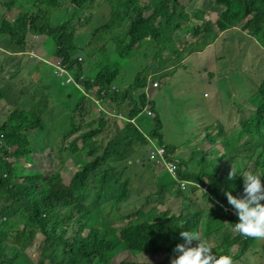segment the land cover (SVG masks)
Instances as JSON below:
<instances>
[{
  "label": "trees",
  "instance_id": "obj_1",
  "mask_svg": "<svg viewBox=\"0 0 264 264\" xmlns=\"http://www.w3.org/2000/svg\"><path fill=\"white\" fill-rule=\"evenodd\" d=\"M103 1L109 11L104 25L105 28H111V35L113 34L108 43L116 44L110 51L106 46L98 49L102 59L93 67L94 72L89 74L84 72L87 68L86 58L78 60L76 55L85 50L82 47L85 35L96 37L97 40L102 37V32L98 30L94 34L86 31L82 28L86 23L81 25L80 29H72L70 20L51 23L52 13L61 7L59 0H35L31 8L20 11L12 21L3 19L0 22V36H7L18 47L26 44L27 36L28 40L33 42L32 34L47 38L53 45L60 64L81 83L84 92H81V96L74 103L69 115V127L65 128L67 133H76V136L60 150L83 152L87 156L75 162L74 173L69 183L65 184L61 178L60 162H38L35 158L32 149L38 139L35 131H40V147L50 143L45 142L44 136L52 135L51 131H43L45 120L40 113L25 108H14L0 122V264H171L167 258H175L174 247L178 243H184L179 234L182 231L200 235V239L211 245L217 256L227 255L232 258L234 264H245L240 260L252 249L255 239L245 238L234 230L231 236L223 234L219 241L210 244L212 232L222 224L218 218L219 212L215 213L214 209H210L208 216L213 222L210 224L200 221L202 227L201 231H198L200 211L190 210V205H186L187 212L183 213V209L177 214L169 206L166 193L174 192L176 196L183 194L185 199L192 202L191 195L186 192L188 188H180V180L199 181L204 176L217 178L215 170L210 171V166H217L221 157L229 156L239 144L250 151L246 154L239 153L242 161H237V165L228 166L229 170L233 167L237 171L234 179H228V192L237 198L243 196V178L238 172L249 160L262 166L261 182L264 185V78L257 85H251V82L242 83V88L245 87L249 93L245 102L250 104L247 106L244 102L246 106L242 110L235 133L238 132V136L246 138L234 144L230 140L235 137L229 134L225 136L221 123L214 132L207 131L205 134V138L210 139L211 143L225 145L224 152L215 161L210 159L212 155L217 156V149L212 146L199 153L200 157L197 159H193L192 153L188 156L178 155L176 176L162 167L157 171V168L153 169L152 166L153 179L150 183L156 188L147 192L145 203L136 209L132 206L133 200L137 198L131 197L134 184L130 176L123 177L120 170L106 175L111 169V159H116L119 164L124 157L123 153L115 154L111 146H105L99 152V145H88L106 122L100 118L92 129L82 134L77 133L84 122L85 104L89 103L85 93H91L94 89L95 98L101 101L109 99L119 112V106L125 103L129 108L127 107L123 115L129 119L140 113L146 103L154 111L153 128L148 137L133 124H126L125 138L128 149L135 148L134 153L137 154L142 147L147 148L148 139L152 137L156 139L157 145H165L167 153L174 155L176 146L164 142L160 133V116L154 109V104L147 100L145 87L151 78L146 74L147 70L145 73H136L125 90L111 89L112 85H117L115 80L121 73L123 62L145 41L152 39L158 42L161 50L169 48L166 54L157 58L156 70L161 75H168L183 63H180V60L186 55L194 54L197 50L203 51L213 43L217 36L212 34L213 27L218 30L217 34L234 32L239 40H253L264 48V0H203L198 7H191L193 0ZM14 2L15 0H10L5 5L10 7ZM69 2L73 4L74 11L78 12L92 9L95 0ZM211 5L218 8L213 21L206 18V9ZM167 25L169 31L180 27L184 34H189V39L180 48L170 37L158 39ZM123 28H126V33L124 38L120 39L117 31ZM235 28L236 31H232ZM222 40L225 41V36ZM76 47L80 50L77 53ZM213 56L210 53L205 57L210 59ZM221 57H224L222 52L215 60ZM244 76L247 77L246 74ZM154 79L156 78L151 81ZM134 92L138 93L134 95ZM2 95L0 87V97ZM67 97H70V94ZM101 113L103 117L105 112ZM216 118L218 121V115ZM86 123L90 126V122ZM78 139H81V146L76 143ZM212 150L215 152L212 153ZM147 153L148 148L138 157L140 163L143 161V165H147L144 163ZM134 162L135 160L132 161ZM149 171L148 166L147 172ZM142 177L143 175H138L137 181H144ZM95 181L99 183V187L90 196L88 189ZM109 185L111 187H108ZM109 188L111 190L107 191ZM153 196L156 201L150 202ZM261 203H264V200ZM163 205L166 208L160 207ZM128 206L129 210H126ZM229 221L235 225L238 218H229ZM258 242L264 256V240ZM198 244L199 241L193 240L190 246L196 247ZM30 248L31 255L28 251ZM119 250L141 256H165L166 260H142L134 259V256L117 259V256H120L119 253L117 255Z\"/></svg>",
  "mask_w": 264,
  "mask_h": 264
},
{
  "label": "rangeland",
  "instance_id": "obj_2",
  "mask_svg": "<svg viewBox=\"0 0 264 264\" xmlns=\"http://www.w3.org/2000/svg\"><path fill=\"white\" fill-rule=\"evenodd\" d=\"M9 1L0 0V22L3 19L12 21L20 11L31 8L35 3V0H15L10 7H6L5 3ZM59 1L61 7L52 13L50 17L51 23H62L70 20V27L72 29H80L81 25L86 23L87 25L82 27L86 31L94 34L98 30L100 33L102 32V37L97 40H95L96 37L93 38L85 35L84 38L86 39L82 43V47L85 50L76 55L78 60L79 58L81 60H84V57L86 58L85 64L87 68L84 72L86 74L92 73L94 72L92 70L93 67L102 59V54L98 49L106 46L110 51L114 49L116 44L108 43L113 35H111L112 29L105 28L104 25L108 18V6L103 0H95L92 9L75 12V8L69 0ZM202 2L203 0H193L191 7L201 6ZM217 11L218 8L211 5L206 9V18L213 21ZM168 27V25L164 27L158 39L170 37L176 46L179 48L183 46L189 39V34H184L180 27L170 31ZM232 31H236V28L232 29ZM217 32L218 30L213 27L212 34H214V37L217 35L213 39V46L211 44L203 51L197 50L194 51V54L186 55V57L180 60V63L183 62V65H178L176 69L165 76L161 75L160 72H156L158 67L157 58L166 54L169 48L161 50L158 42L149 39L141 47L135 49L132 55L123 62L121 73L115 80L116 86H119L116 90L123 91L132 82L136 73H145L147 70L146 74L154 75L153 77L156 78L154 80L158 82V85L156 87H149L148 85L145 89L147 100L154 104V109L160 116V133L163 136L164 142L176 146L177 155L174 154V158L178 155L188 156L189 153H192L193 159H197L200 157L199 153H203L208 146L212 147L214 145V148H217L218 154L221 155L224 152L225 145L218 142L211 143L210 139L205 138L206 132H214L221 126L220 123L223 124L226 134L232 132L237 127V123L243 113L242 110L246 106L245 97L249 94L245 87L242 88V83L251 82V85H257L264 78L263 47L259 44L257 45L253 40H239L238 36H235L237 34L234 32H228L223 35L217 34ZM125 33L126 28L117 31L120 39L124 38ZM223 36H225V41L222 40ZM34 39L31 42L27 38L26 44L18 47L7 36H0V87L3 94L0 97V122L14 108H25L40 113L45 120V129L43 131H51L52 135L51 137L45 135V142L50 143L44 145V147H40L38 141L40 131H35L38 134L36 136L38 139L32 145L35 158L38 162H42L43 160L54 163L60 162L61 178L65 184H68L74 173L75 162L79 158H87L83 152L73 153L60 150L76 136V133H67V129L65 130V128L69 127L68 121L71 109L81 96V92L76 87L65 84L64 77L57 76L53 72L54 67L52 65H47L43 61H37L39 60L38 57L40 59L45 58L44 55L46 56L48 49L44 47V42L41 43L44 37L34 35ZM49 44L51 46L50 42ZM222 46L224 50L221 51ZM1 49L4 51H1ZM32 50L34 51L32 52ZM78 51L80 50L76 47L75 52L77 53ZM221 52L224 54V57L215 60L216 56L220 55ZM210 53L214 55V61L213 58L208 59L205 57ZM49 58L54 59V56ZM205 62L207 63L203 65ZM152 76L149 80L150 83H152ZM93 93L94 89L91 93H87L90 98L86 97V101L89 103L85 104L84 122L81 123V130H79L77 135L92 129L100 118L106 122L101 131L91 138L88 145H99V152L102 151L103 147L111 146L115 154L120 155L123 153L124 157L119 164L116 159L109 160L111 169L106 172V175L120 170L123 177L130 176L134 184L131 197L137 198L135 201L133 200L132 206L136 209L145 203L147 192L155 190V185L150 183V180L153 179L151 177V170L153 166V169L157 168V171H159L160 164L156 158H149L146 155L144 163L146 162L150 170L147 172L148 166L141 164L143 161L140 163V159H138L147 148L142 147L137 154L134 153L135 148L130 147L128 149L127 139L125 138L127 136L125 128L127 121L123 118V114L129 107L125 103H122L118 108L121 111L119 112L113 107L109 99L104 101L92 100L94 98ZM137 93L134 92V95ZM68 94H70V97H67ZM71 99L74 101H71ZM246 104L248 106L250 103ZM101 111L105 112L103 117H101ZM216 115L219 117L218 121ZM151 116H147L145 111H142L135 118L136 127L143 135H148L153 128ZM86 122H90V126H87ZM118 133L119 135H117ZM33 134L35 135L34 132ZM235 134L236 136H233L235 138L230 140L234 144H238L246 138L245 136H238V132ZM209 142L211 143L210 145L208 144ZM76 143L78 146H81V139H78ZM212 151V153L215 152L214 150ZM248 151L250 150L238 145L236 149L231 151L229 157H222V167L225 168V165L231 160L236 161L237 158L240 159L238 157L239 153L246 154ZM133 160H135L134 163H132ZM237 161L238 163L241 162ZM45 164L47 165V163ZM242 170V175L248 171L261 174L262 166L256 162L249 161V164ZM136 174L137 176L143 175L144 181H137ZM98 187L99 183L97 181L90 185L88 189L90 196L94 194ZM108 187L111 186L109 185ZM110 190L111 188L107 189V191ZM171 194L174 195V193ZM166 196L169 197V206L172 210L176 211L182 200L179 199V201L174 196ZM150 199V202L156 201L155 196ZM200 202L204 203L203 201ZM130 206L126 210H129ZM191 206L193 209H197L195 203H192ZM160 207L166 208L164 205ZM221 236L222 234L218 233L215 237L220 239ZM215 241V238L210 239V243H215ZM256 246L246 256H243L240 261L245 264H264V256H262L261 249L258 244ZM31 248L28 250L30 255L32 253ZM118 253L120 256H117V259L134 256V259H153L162 262L166 260L165 256L160 255L140 256L138 254H128V252L121 250L117 252V255H119ZM167 260L171 262L168 258Z\"/></svg>",
  "mask_w": 264,
  "mask_h": 264
},
{
  "label": "clouds",
  "instance_id": "obj_3",
  "mask_svg": "<svg viewBox=\"0 0 264 264\" xmlns=\"http://www.w3.org/2000/svg\"><path fill=\"white\" fill-rule=\"evenodd\" d=\"M218 12V11H217ZM217 12L215 13L217 15ZM34 35L32 34L31 38H34ZM28 38V36H27ZM35 40V39H34ZM27 41V39H26ZM44 42V47L47 50L45 58L40 59L38 57L39 61H43L47 65H52L54 67V73L57 76H63L64 77V83L67 85H73L75 86L80 92H84L83 87L80 82L76 81L74 76L64 67L60 64L59 57L55 54L53 45L50 46L49 41L47 38L44 37V40L41 42ZM1 51H4L1 49ZM34 50H32L33 52ZM51 56H54L53 58H49ZM81 58H79L80 60ZM51 62H49V61ZM149 76V75H148ZM152 76V75H150ZM154 76V75H153ZM152 76V77H153ZM82 78V77H81ZM154 78V77H153ZM152 83L148 82L145 89L150 86L156 87L158 85V82L153 80ZM115 85L111 86L112 90H116ZM146 92V91H145ZM86 97L90 98V96L85 93ZM147 95V93H146ZM92 100L99 101L100 99L93 98ZM101 101V100H100ZM142 111H145V114L147 116H151L154 114L153 110L150 108L148 103H146L142 107ZM138 113L136 116L142 113ZM155 115V114H154ZM152 115L151 117H153ZM135 117L128 118L125 115H123V118L126 119L127 124H133L136 127L135 124ZM241 118L239 119L238 124L240 123ZM221 124V123H220ZM137 128V127H136ZM236 132L237 129L234 128L232 132ZM227 133L225 135H233L234 133ZM224 133V129H223ZM146 137L148 135H144ZM226 138V137H225ZM230 138V136H229ZM154 140V142H152ZM149 144L147 145L148 153L147 157L149 158H156L160 164V167L163 169H166L168 172H170L173 176H176L175 170L177 167V163L179 162L177 158H174V155H171L167 153L165 145H157L155 138H149L148 139ZM257 143V140H256ZM210 145V144H209ZM215 146V145H214ZM213 146V148H214ZM241 147V145L239 144ZM210 147V146H208ZM215 149V148H214ZM217 149V148H216ZM176 154V152H175ZM216 157L212 155L210 159L212 161H215L217 158H219L221 155L216 152ZM243 155V154H242ZM223 157V156H222ZM222 157L218 163L217 166H210L212 170H215L214 172L218 176L217 178L210 179L208 176H204L199 181H187V180H180V188L182 190H188V194L191 195L192 202H189L187 199L183 197V194L176 196L174 192V195L171 193H166V195L174 196L177 198V200L181 199L182 203L180 202V206L176 209L177 214L180 213L183 209V213L187 212V209L185 208L186 205H190V210H194L199 212L200 211V220L198 225V231H201L202 223L200 221H205L208 223H212L213 221L209 218V211L210 209H214V212H219V219L221 221V226L215 229L214 232H212L211 237L216 241H219L220 239H217L215 236L218 233H221L227 235H232V231H237L240 235L244 236L245 238H252L255 239V243L252 247H257L258 240H264V203H261L262 200H264V185H262L261 182V174L254 173L252 171H248L246 173H243V168L246 166H242L239 168L238 175L243 178V196L241 198H237L231 194V192H228L227 186H230L228 179H234L237 171L232 167L231 170H229V165H237V160L242 161L241 159H236V161L231 160L227 165H225V168L222 167ZM229 157V156H227ZM238 157H242L240 154ZM229 159V158H228ZM251 161V160H249ZM248 161V164H249ZM224 171H223V170ZM184 192V191H183ZM226 195V198H225ZM169 199V197H167ZM180 201V200H179ZM203 201L204 203L200 202ZM195 203L197 205V209H193L191 204ZM238 218V222L235 223V225L230 224L229 218ZM229 232V234H228ZM180 236L183 238L184 243H178L174 249L173 252L176 254L175 258L171 259V264H234V261L230 256L227 255H220L217 256L212 251V246L209 245L206 241H202L200 239V235L189 231H182L179 233ZM221 236V237H222ZM193 240L199 241L198 246L192 247L191 242ZM215 241V242H216ZM211 244V243H210ZM261 252V244H258ZM250 249V250H252ZM250 251L246 252L243 256H246ZM139 255V254H138ZM141 256V255H140ZM263 256V254H262Z\"/></svg>",
  "mask_w": 264,
  "mask_h": 264
}]
</instances>
